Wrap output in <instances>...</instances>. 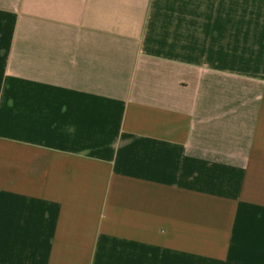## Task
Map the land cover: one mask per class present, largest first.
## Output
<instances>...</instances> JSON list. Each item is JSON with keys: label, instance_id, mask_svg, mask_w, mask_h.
<instances>
[{"label": "crops", "instance_id": "crops-1", "mask_svg": "<svg viewBox=\"0 0 264 264\" xmlns=\"http://www.w3.org/2000/svg\"><path fill=\"white\" fill-rule=\"evenodd\" d=\"M0 264H264V0H0Z\"/></svg>", "mask_w": 264, "mask_h": 264}]
</instances>
